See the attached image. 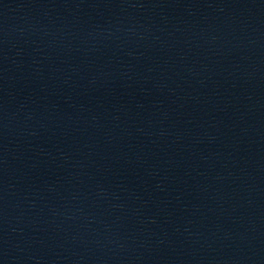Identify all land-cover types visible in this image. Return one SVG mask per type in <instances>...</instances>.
Masks as SVG:
<instances>
[{
	"label": "water",
	"instance_id": "95a60500",
	"mask_svg": "<svg viewBox=\"0 0 264 264\" xmlns=\"http://www.w3.org/2000/svg\"><path fill=\"white\" fill-rule=\"evenodd\" d=\"M0 264H264V0H0Z\"/></svg>",
	"mask_w": 264,
	"mask_h": 264
}]
</instances>
